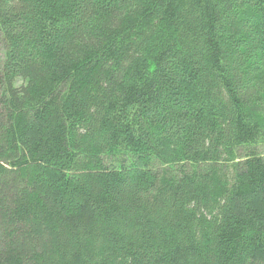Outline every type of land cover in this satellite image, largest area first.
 Segmentation results:
<instances>
[{"label": "trees", "instance_id": "trees-1", "mask_svg": "<svg viewBox=\"0 0 264 264\" xmlns=\"http://www.w3.org/2000/svg\"><path fill=\"white\" fill-rule=\"evenodd\" d=\"M264 0H0V264H264Z\"/></svg>", "mask_w": 264, "mask_h": 264}, {"label": "rangeland", "instance_id": "rangeland-1", "mask_svg": "<svg viewBox=\"0 0 264 264\" xmlns=\"http://www.w3.org/2000/svg\"><path fill=\"white\" fill-rule=\"evenodd\" d=\"M257 149L264 156V143L257 146Z\"/></svg>", "mask_w": 264, "mask_h": 264}]
</instances>
